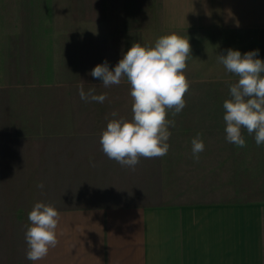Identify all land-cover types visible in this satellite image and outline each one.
I'll use <instances>...</instances> for the list:
<instances>
[{
	"label": "trees",
	"instance_id": "trees-1",
	"mask_svg": "<svg viewBox=\"0 0 264 264\" xmlns=\"http://www.w3.org/2000/svg\"><path fill=\"white\" fill-rule=\"evenodd\" d=\"M47 1V8L33 5L36 8L25 12L24 0H0V264H32L26 259L25 241L32 208L24 206L30 199L37 198L58 211L82 210L91 200L85 198L89 193L85 185L109 178L108 189H119L115 197H121L117 203L122 205L158 206L164 199L155 196L156 184L177 191L169 197L171 202L211 204L237 184L241 170L259 167L236 165L237 152L252 158L250 150L236 152L216 145L221 138L217 132L226 124L215 113L223 111V102L231 99L230 85L218 82L190 83L187 104L180 114L189 111L195 114L192 118L169 113L167 118H174L176 126L170 127L168 142L176 145L167 155L141 157L135 170L110 160L102 151L100 137L111 119H132L131 86L126 78L109 88L94 85L89 81L93 70L89 64L71 63L64 60L65 54L60 56L55 45L69 40L64 34L81 25V16L71 14L81 7L69 0ZM37 11L50 18H40ZM118 18L106 21L105 28L129 29L130 22L123 16ZM4 20L13 25L11 31L3 25ZM17 28L20 35L13 34ZM26 30L34 32L27 44ZM259 35L264 60V31ZM81 86L85 91L94 89L96 95L106 94L107 99L103 103L85 102L79 95ZM114 111L119 114L115 118L111 116ZM197 133L206 146L198 161L191 153V141ZM163 159L169 162L161 164ZM88 161L93 164H86ZM104 161H111V165ZM41 183L43 189L38 187Z\"/></svg>",
	"mask_w": 264,
	"mask_h": 264
},
{
	"label": "crops",
	"instance_id": "crops-1",
	"mask_svg": "<svg viewBox=\"0 0 264 264\" xmlns=\"http://www.w3.org/2000/svg\"><path fill=\"white\" fill-rule=\"evenodd\" d=\"M69 1L81 7L71 11L73 16H81L80 20L105 23L120 20V16L126 22L146 19L141 7H133L140 4V0ZM149 9L146 21H157L156 26L160 23V28L77 30L65 33L70 39L59 42L55 49L60 51V56H67L65 61H82L92 69L105 60L110 69L114 68L134 43L146 46L144 38L147 36L154 44L159 37L173 33L188 37L191 43L203 48V52L196 50L200 59L207 58L215 44L219 45L216 50L224 51V55L228 49L242 53L249 52L248 46L251 51L260 49L264 0H151ZM216 52L214 50L211 56ZM258 58L262 59L261 52ZM59 62L63 60H56ZM187 65L186 78L193 77L189 83L226 82L232 85L228 82L239 79L238 76L219 75L218 66L195 68L188 62ZM194 69H200L199 73ZM89 81L94 85L102 84L99 78L92 77ZM180 115L195 116L189 111L176 116ZM215 115L223 117L224 110ZM217 134L221 138L216 145L221 149L250 150L252 158L237 152L236 165H264V146L257 147L254 136L248 135L246 130L245 148L228 143L223 128ZM170 145L173 149L176 143ZM167 162L168 159H163L161 164ZM85 163L93 164L91 161ZM103 163L111 165V161ZM109 181L112 182L109 178L90 180L86 184L89 193L85 198H90L88 204L93 206L59 211V244L36 264H264V199L232 203L216 199L211 204L197 205L187 200L171 202L169 197H174L177 191L156 184L155 196L164 199L158 206L122 205L113 198L115 189H108ZM261 187L264 188V176Z\"/></svg>",
	"mask_w": 264,
	"mask_h": 264
},
{
	"label": "clouds",
	"instance_id": "clouds-1",
	"mask_svg": "<svg viewBox=\"0 0 264 264\" xmlns=\"http://www.w3.org/2000/svg\"><path fill=\"white\" fill-rule=\"evenodd\" d=\"M191 52L189 38L178 34L159 37L154 46L134 43L123 58L110 70L109 63L97 65L90 73L99 78L105 88L120 85L126 78L133 99L132 119H111L100 137L102 151L121 166L135 170L140 158H158L168 154L172 135L170 127L176 126L175 117L186 107L185 94L190 83L184 70ZM259 50L242 53L228 49L218 55V63L239 77L230 85L231 99L223 102L226 141L237 148L247 146L244 131L254 136L257 147L264 146V60L258 58ZM81 100L103 103L106 94L96 95L94 89H79ZM112 112V117H117ZM194 160L205 151L201 134L191 141ZM43 189L44 184L38 185ZM29 226L25 232L26 259L32 264L44 259L59 244L57 229L61 213L50 204L35 203L28 214Z\"/></svg>",
	"mask_w": 264,
	"mask_h": 264
},
{
	"label": "rangeland",
	"instance_id": "rangeland-1",
	"mask_svg": "<svg viewBox=\"0 0 264 264\" xmlns=\"http://www.w3.org/2000/svg\"><path fill=\"white\" fill-rule=\"evenodd\" d=\"M47 2H48L47 0H44V2H42V3H34L32 0H24L22 5H24L23 6V8H25L24 11L25 12H29L32 9L31 7L33 5L47 8ZM150 2H151V0H140V4L136 3L135 5H133V7H141L143 9V11L146 13L145 18L148 19L149 16H150V13H149L150 12V9H149ZM33 7L36 8L35 6H33ZM18 8H20L19 5H18ZM29 8H31V9H29ZM37 13H38V16L40 18H45L46 21H47V19L50 18L48 16L46 17V14L41 15L38 11H37ZM86 16L84 17L85 19H86ZM146 19L144 21H140V22L139 21L130 22V25H128L129 30L137 29V30L144 31V30H155V29L158 28L157 26H159L160 23L156 26L157 21H154V20L153 21L152 20L146 21ZM14 24H16V23H14ZM3 25L4 26L7 25L8 29L10 31L13 28V25H10L9 20H4L3 21ZM105 27H106L105 23L98 22V21H92L90 19H88V20L86 19V20H81V25H79L77 27V30L105 29ZM159 28H160V26H159ZM19 30H20V28H17L16 30H14L13 34L16 33L17 35H20L21 32ZM77 30H75V31H77ZM57 33L58 32H56L54 34L58 35ZM26 34L27 35H25V37H27V40L25 41V44L29 43L30 36L33 35L34 32L32 30H26ZM149 37L150 36H147L146 38H144V41H145L144 45L147 44L146 46H154L155 45L154 42L152 43L151 40L149 39ZM259 41H260V39H259ZM14 43H15V40H14ZM190 45H191V52L190 53H192V54H191V56H189L190 58H188L189 59L187 61L188 64H191L195 68L205 67V66L207 68V67H211V65H214V66H218L219 75H222V76L229 75V76H231V78L236 76V75H234L232 73L227 72L225 70V68L223 67V65L218 63V57L217 56L225 54L224 51L218 52L219 50H216V48L219 49V45L218 44L213 45L214 48H215L214 50L217 51V52L214 55L211 56V53H213L214 50L210 49L211 51L210 50L208 51L207 58H205V59L197 58V52L198 51H196V50H200V51L203 52V48L201 47V45H197V44L194 45V43H191V42H190ZM254 46H256V45H254ZM28 49L31 50L32 48L29 47ZM251 50L252 49L248 46V51H251ZM259 52H261L260 49H259ZM226 54H227V52H226ZM189 61H191V62H189ZM194 70H196L197 73H199L200 69H194ZM204 72H206V74H207V72L210 73V71H206V70H204ZM187 80H193V77L187 76ZM237 82L238 81L228 82V83H233L234 84V83H237ZM225 83L226 82H224L222 84H225ZM225 85H227V84H225ZM228 97L231 98L229 91H228ZM258 166L259 167L255 170L257 172L254 171V172H249L248 173V171L246 172L245 170H243V171L241 170L240 174L238 173V177H237L238 182L236 181L237 184H236V182L231 184L232 186H234L235 184L236 185L234 187H231L230 189H228V191H225V193L223 195H221L218 198V200L230 201L231 199H234L237 202H243V201H249V200H253V199H257V198L264 199V191H263L264 188L261 187L262 177L264 176V165H258ZM259 171L260 172L262 171V172L259 174ZM258 179H259V181H258ZM232 182H233V180L230 181V183H232ZM113 186H116V184H113ZM87 188H88V185H85L84 189L87 190ZM118 190H116V191H118ZM113 198L114 199H121V197H113ZM36 199L37 198L30 199L29 202L27 203V205L24 206V207L25 208H28V207L29 208L30 207L33 208L34 204L39 202ZM15 201H16V204L19 205V201H17V199ZM96 202H104V201H95V202L93 201V203H96Z\"/></svg>",
	"mask_w": 264,
	"mask_h": 264
}]
</instances>
